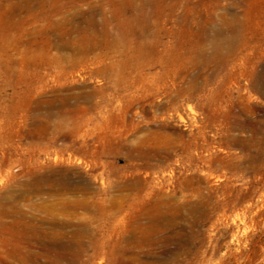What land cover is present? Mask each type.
Here are the masks:
<instances>
[{"label":"rangeland","instance_id":"obj_1","mask_svg":"<svg viewBox=\"0 0 264 264\" xmlns=\"http://www.w3.org/2000/svg\"><path fill=\"white\" fill-rule=\"evenodd\" d=\"M118 15L135 88L119 67L88 78L119 61L89 64ZM142 119L158 137L137 154L124 132ZM61 136L76 148L57 160ZM102 260L264 264V0H0V264Z\"/></svg>","mask_w":264,"mask_h":264},{"label":"bare ground","instance_id":"obj_2","mask_svg":"<svg viewBox=\"0 0 264 264\" xmlns=\"http://www.w3.org/2000/svg\"><path fill=\"white\" fill-rule=\"evenodd\" d=\"M79 1H82V0H79ZM116 19H117V32L115 34V36L113 37V40L115 42H113V44L111 45V47L107 48L106 49V52L99 56L98 58L95 57L91 60H89V64H92V66L94 65H100L101 63L104 62V58L107 56L106 53H107V50L109 51H113V52H116L118 58H119V61H114L112 63L111 66H108V67H104L103 70H93L91 69L89 72H88V78L91 79V80H94V81H99L100 79L101 80H104L106 82H108V84L110 85H114V83H119V76L118 77H114L113 76V72L116 70L117 67H119V71H122V77H121V81L122 80H128V85L130 88H135L136 84H135V77H134V74L138 68V66L136 67V65L138 64V61L139 59H142V55H140V50L136 51V52H133L130 54H127L126 51L124 50L123 48V41L127 38V30H126V21L122 20V15H119L118 16H115ZM118 18L120 19L118 21ZM106 37H109V35L107 34ZM89 51V50H87ZM148 58V56H147ZM50 60V64L52 65H56L57 68H59L62 72H65V69L64 67H62L64 64H67V63H70L69 65L71 66L73 63H75V61L71 60L69 57L67 56H62V57H58V58H53L52 56H50L48 58ZM51 60L53 62H51ZM113 60V59H111ZM118 62V63H117ZM117 63V64H116ZM117 65V66H115ZM74 70V69H73ZM128 72V73H127ZM127 73V75L125 74ZM68 76L66 75V78L64 79V84L63 85H66L68 83ZM181 95H185V92H183L182 94H180L178 97H180ZM96 95H89L87 93L83 91H80L78 93H75L73 92L68 100H67V104L71 103V102H75V105H78V103H89L90 100H92ZM129 97H126V96H121L117 99L116 103L119 104V107H123L125 104H130L132 103V101H134V97H130V100H128ZM132 99V100H131ZM128 100V101H126ZM65 103V104H66ZM145 108H141L140 109V112H139V116L141 118H143V116L145 115ZM201 117H204V118H210L211 119V115H210V112L209 110L206 108V107H203L202 111H201ZM177 118H178V121L182 124H185L186 121L185 119L183 118V115L181 113L177 114ZM130 125V126H129ZM127 127H126V131L124 132L125 133V136H126V139H131V140H135L136 143H135V150L134 152H137V154L139 153L140 154V151L139 150H142L144 149V147L146 148L147 145L152 141L154 140L156 137H158V134L156 132H153L151 131V128L152 127H155L157 125L155 119H142L141 122L139 121H132L130 122ZM58 141L62 142L63 144H61L60 148H59V151H57V160L59 159L60 156L64 157V155L69 152H73L74 149L76 148V141L74 140L73 136H61L57 139V143ZM56 143V145L58 146V144ZM135 154V153H133ZM131 166V167H130ZM130 166L127 165V170H130L131 171H128L130 174H132V176L134 175H141V173H144L143 175H145L147 178H151L152 174L148 172V168H147V165H140V164H130ZM133 171V172H132ZM42 183H49L51 182L50 179H43L42 181H40ZM103 185V183H102ZM104 186V185H103ZM169 189L170 188H167V192H169ZM64 190H66V188H64ZM79 190L83 193H87L88 190H87V187L86 186H81L79 187ZM77 203V206H81V208L83 210H87L89 209V204L86 203V201H80V202H75ZM65 210L66 211H69L70 213H73V214H77V208L76 207H73L71 205H65ZM99 264H106V262L104 260H102L101 262H99Z\"/></svg>","mask_w":264,"mask_h":264}]
</instances>
